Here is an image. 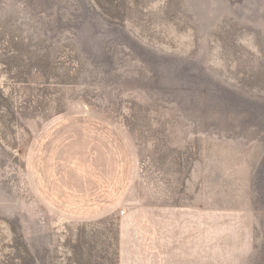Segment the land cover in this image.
<instances>
[{"label":"rangeland","instance_id":"rangeland-1","mask_svg":"<svg viewBox=\"0 0 264 264\" xmlns=\"http://www.w3.org/2000/svg\"><path fill=\"white\" fill-rule=\"evenodd\" d=\"M77 114L126 145L95 212L30 169ZM0 264H264V0H0Z\"/></svg>","mask_w":264,"mask_h":264},{"label":"crops","instance_id":"crops-1","mask_svg":"<svg viewBox=\"0 0 264 264\" xmlns=\"http://www.w3.org/2000/svg\"><path fill=\"white\" fill-rule=\"evenodd\" d=\"M126 165V145L111 123L85 114L53 121L30 150L37 189L69 213L95 212L116 199Z\"/></svg>","mask_w":264,"mask_h":264}]
</instances>
